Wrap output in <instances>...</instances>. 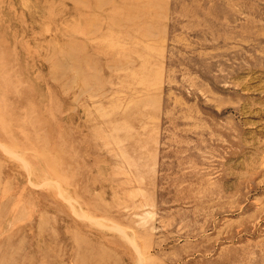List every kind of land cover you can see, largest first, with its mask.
Returning <instances> with one entry per match:
<instances>
[{"label": "rangeland", "instance_id": "rangeland-1", "mask_svg": "<svg viewBox=\"0 0 264 264\" xmlns=\"http://www.w3.org/2000/svg\"><path fill=\"white\" fill-rule=\"evenodd\" d=\"M0 264H264V0H0Z\"/></svg>", "mask_w": 264, "mask_h": 264}]
</instances>
